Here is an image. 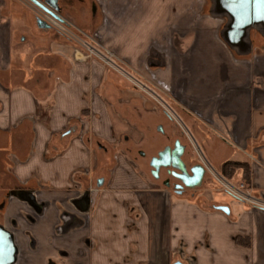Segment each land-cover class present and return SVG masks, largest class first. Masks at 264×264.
<instances>
[{
    "label": "crops",
    "instance_id": "1",
    "mask_svg": "<svg viewBox=\"0 0 264 264\" xmlns=\"http://www.w3.org/2000/svg\"><path fill=\"white\" fill-rule=\"evenodd\" d=\"M62 2L70 24L105 29L134 67H158L151 52L169 36L158 84L211 166L262 206L205 187L207 173L179 194L120 170L99 198L97 150L83 139L115 141L119 79L59 39L20 43L24 1L0 0V264H264V26L235 34L220 0ZM229 161L249 164V178L225 176Z\"/></svg>",
    "mask_w": 264,
    "mask_h": 264
},
{
    "label": "rangeland",
    "instance_id": "2",
    "mask_svg": "<svg viewBox=\"0 0 264 264\" xmlns=\"http://www.w3.org/2000/svg\"><path fill=\"white\" fill-rule=\"evenodd\" d=\"M23 1L25 5L22 7L24 9H22L21 14L26 16V19L20 20L18 24L20 27L18 39L20 43L26 42L33 46L38 40H43L42 38L46 39L47 37L51 40L59 39L71 44L73 48L81 50L85 55L91 56L88 49H91L92 45L101 56H108L107 51H109L118 57L114 51L107 47L105 29H99L100 31L93 34H85L83 30L73 26L64 18V8L61 7L63 5L62 0H52V2L49 0L46 2L40 0ZM45 8L50 11H48L49 14L45 11ZM61 9L63 12H61ZM41 22H44L49 27L45 28ZM161 37L163 42L161 49L157 52H151L152 59L157 54L156 59L160 63L158 67L153 64L144 67H134L118 57L128 64L120 65L121 63L118 60L112 59V61L114 60L115 63L123 67L135 82L129 81L106 66L119 79V82L115 84L117 85L116 89L113 92H109L111 97L109 101L112 104L109 109L120 130L116 133L115 141L112 143L104 142L94 135L92 137L89 135L83 139L85 143L86 140L87 143L89 141L91 147L95 151L97 150V162L94 161L96 165L93 164L91 170L93 171L94 180L92 186L98 190L99 198L103 195V190L108 187L112 177L120 170L137 171L151 186L164 185L163 180L167 176L166 170L162 169L159 177L155 176L153 171L156 169L153 167L152 161L158 158L160 153L166 148H174L177 141L186 148L183 160L187 166L190 164L191 158H193L194 163L201 165L193 144L200 148L202 158L210 164L202 148L191 137V131L187 130V127L180 120L179 115L183 114L182 106L171 99V94L165 90L163 83L160 86L157 82L158 80L160 81V78L165 82L162 78L164 77L163 72H167V68L171 70L170 66L166 67V62L172 60L175 54V51L172 50L169 36ZM91 57L105 66L100 59ZM137 82L154 93L159 103L152 98L149 92L147 93L137 87L135 85ZM143 99L147 104L145 105L146 110L145 112H140L139 102H143ZM155 115L162 116V119L156 120ZM167 117L172 119V123ZM160 127H162V132L159 130ZM96 140H99L98 144L103 147L96 146ZM101 179H104V182L98 186V181L101 182ZM206 182L205 187L213 185L216 191L222 192L209 175ZM87 188L88 186H84V189Z\"/></svg>",
    "mask_w": 264,
    "mask_h": 264
},
{
    "label": "flooded vegetation",
    "instance_id": "3",
    "mask_svg": "<svg viewBox=\"0 0 264 264\" xmlns=\"http://www.w3.org/2000/svg\"><path fill=\"white\" fill-rule=\"evenodd\" d=\"M49 1L52 2V0ZM45 11L48 13L49 10L45 8ZM181 147H184L183 155L180 158L184 163V171L180 170L177 167V155ZM185 151V146H182L181 144L177 143L174 148H166L163 152H161L165 154L164 157L161 158L159 155L158 158H155L152 161V164L158 167L156 170L153 171V174L159 177L160 171L162 169L166 170L167 176L163 180L164 185L168 188H172L175 192L179 194L185 193L190 188H193V186L196 187V184L198 183V178L200 176L202 177V185L206 174L205 169L200 164H193L191 166H187L186 162L183 160ZM199 168H202L204 170V174Z\"/></svg>",
    "mask_w": 264,
    "mask_h": 264
},
{
    "label": "water",
    "instance_id": "4",
    "mask_svg": "<svg viewBox=\"0 0 264 264\" xmlns=\"http://www.w3.org/2000/svg\"><path fill=\"white\" fill-rule=\"evenodd\" d=\"M42 8V5L38 4ZM221 9L224 10L231 18H232V25L231 29L234 31L235 34L242 35L248 28L254 25H263L264 26V0H245L243 6H241L240 0H220ZM53 15V14H52ZM57 18V17H55ZM45 28L49 26L46 25L44 22H41ZM162 132V128H159ZM184 147H181L180 151L178 152V165L177 167L184 171V163L180 159L183 155ZM164 153L160 154V157H164ZM155 169L158 167L153 165ZM202 173L204 174V170L199 168ZM202 181V177L198 178V183L196 186H200ZM101 184V182H100ZM194 187V186H193ZM224 212H228V209L223 207L220 208ZM175 264H182L181 262H176Z\"/></svg>",
    "mask_w": 264,
    "mask_h": 264
},
{
    "label": "built area",
    "instance_id": "5",
    "mask_svg": "<svg viewBox=\"0 0 264 264\" xmlns=\"http://www.w3.org/2000/svg\"><path fill=\"white\" fill-rule=\"evenodd\" d=\"M91 56L100 59L106 66L111 68L113 71L117 72L124 78L128 79L129 81H134L131 76L126 73L125 69L121 67L120 65H128L124 61H122L120 58L114 56L112 53L107 51L108 56H101L93 46H91V49H88ZM118 60L121 64L115 63V61L112 59ZM135 82V81H134ZM135 84V83H134ZM137 87L141 88L145 92H149L152 95V98L155 99L156 102L159 103L158 99L155 98L154 93H152L149 89H147L146 86H142L141 84H138V82L135 84ZM173 116V114H171ZM173 118V117H172ZM191 140V139H190ZM193 147L196 151V154L198 155L201 166L205 169V172L212 178V180L218 185L221 189V191L231 195L233 198L238 199L240 201L248 202L252 205L262 206L260 202L255 200L249 193H246L244 190L243 185H234L231 183L226 177H224L221 173H219L217 170H215L211 164H209L205 159L202 158L200 148L197 145L193 144Z\"/></svg>",
    "mask_w": 264,
    "mask_h": 264
},
{
    "label": "trees",
    "instance_id": "6",
    "mask_svg": "<svg viewBox=\"0 0 264 264\" xmlns=\"http://www.w3.org/2000/svg\"><path fill=\"white\" fill-rule=\"evenodd\" d=\"M238 170H243L245 178H249L250 166L247 163L229 161L223 164L221 171L228 178H233Z\"/></svg>",
    "mask_w": 264,
    "mask_h": 264
},
{
    "label": "snow or ice",
    "instance_id": "7",
    "mask_svg": "<svg viewBox=\"0 0 264 264\" xmlns=\"http://www.w3.org/2000/svg\"><path fill=\"white\" fill-rule=\"evenodd\" d=\"M245 0H240L241 6H243Z\"/></svg>",
    "mask_w": 264,
    "mask_h": 264
}]
</instances>
